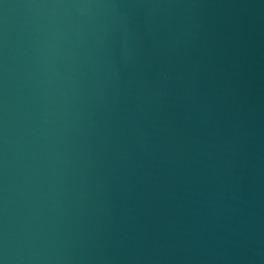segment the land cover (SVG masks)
I'll list each match as a JSON object with an SVG mask.
<instances>
[{
    "label": "water",
    "instance_id": "1",
    "mask_svg": "<svg viewBox=\"0 0 264 264\" xmlns=\"http://www.w3.org/2000/svg\"><path fill=\"white\" fill-rule=\"evenodd\" d=\"M0 264H264V0H0Z\"/></svg>",
    "mask_w": 264,
    "mask_h": 264
}]
</instances>
